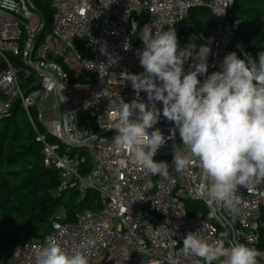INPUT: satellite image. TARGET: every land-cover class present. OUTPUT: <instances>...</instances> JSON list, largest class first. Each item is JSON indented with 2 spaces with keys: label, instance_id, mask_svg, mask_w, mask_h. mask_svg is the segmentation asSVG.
<instances>
[{
  "label": "built area",
  "instance_id": "1",
  "mask_svg": "<svg viewBox=\"0 0 264 264\" xmlns=\"http://www.w3.org/2000/svg\"><path fill=\"white\" fill-rule=\"evenodd\" d=\"M47 2L52 11L50 30L38 42L42 20L27 0H14V8L0 0V120L18 103L41 145L44 166L59 175L55 195L73 188L82 198L92 191L101 208L75 215L72 223L60 214L46 237L13 248L6 264H34L36 250L51 240L68 253L82 241H94L84 250L88 264H203L181 252L189 232L209 243L223 234L226 246L241 243L254 248L260 253L257 264H264V249L258 248L264 229V183L238 186L240 199L233 210L210 201L206 193L211 181L198 163L182 173L171 164L173 153L183 148L178 131L162 116L154 127L166 138L171 130L174 138L166 140L153 159L169 164L166 177L135 166L126 150H114L111 143L120 100L135 99L130 84L119 81L120 72H143L138 54L143 50L144 26L161 32L178 25L187 31L189 12L207 9L214 28L196 45L210 47L208 75L219 71L223 57L233 52L229 45L239 23L228 16L234 0ZM132 21L142 22L135 43L130 36ZM177 40L183 48L178 35ZM109 57L116 63L106 67ZM206 75L198 79L202 82ZM140 99L147 104L145 93ZM156 106L161 107L159 102Z\"/></svg>",
  "mask_w": 264,
  "mask_h": 264
},
{
  "label": "clouds",
  "instance_id": "2",
  "mask_svg": "<svg viewBox=\"0 0 264 264\" xmlns=\"http://www.w3.org/2000/svg\"><path fill=\"white\" fill-rule=\"evenodd\" d=\"M6 6L14 8V0H7ZM140 39L143 50L138 62L143 72H120L119 81L130 84L135 99L120 100L111 126L113 149L126 150L129 161L147 173L166 177L169 164L153 159L166 140L174 138L171 130L166 138L154 127L164 117L178 131L183 148L172 155L175 170L182 173L194 161L198 163L211 181L209 200L233 210L240 199L238 186L264 183V51L255 60L246 52L241 51L243 59L231 52L223 57L219 71L206 75L209 46L189 42L179 48L172 27L153 32L145 25ZM115 63L109 57L106 67ZM205 75L201 82L198 77ZM141 92L147 104L141 101ZM181 244L185 256L203 264H257L260 255L245 244L226 246L223 234L209 243L197 232H189ZM93 245L92 240L82 241L68 253L51 240L36 250L34 264H88L84 250Z\"/></svg>",
  "mask_w": 264,
  "mask_h": 264
},
{
  "label": "trees",
  "instance_id": "3",
  "mask_svg": "<svg viewBox=\"0 0 264 264\" xmlns=\"http://www.w3.org/2000/svg\"><path fill=\"white\" fill-rule=\"evenodd\" d=\"M27 3L45 23L37 36L39 42L48 32L52 11L47 1L27 0ZM228 18L239 23L229 49L238 58H244L243 51L255 60L257 53L264 51V0H234ZM186 23L187 31L182 28L176 31L182 47L189 42L196 44L214 28L212 16L204 8L192 9ZM35 126L42 133L36 122ZM58 185L57 171L44 166L36 133L21 106L15 103L10 115L0 120V264H6L16 246L46 237L60 214L72 223L75 215L101 208L96 193L88 191L80 198L75 189L68 188L55 195ZM258 248L264 249V229Z\"/></svg>",
  "mask_w": 264,
  "mask_h": 264
},
{
  "label": "water",
  "instance_id": "4",
  "mask_svg": "<svg viewBox=\"0 0 264 264\" xmlns=\"http://www.w3.org/2000/svg\"><path fill=\"white\" fill-rule=\"evenodd\" d=\"M141 21H138V22H134L132 21L131 23V32H130V36H131V41L132 43H135L137 40H138V30H139V27L141 25ZM44 21L42 20L41 21V25L44 26ZM179 29V26L176 25L175 28L173 29L174 31L178 30ZM82 55L84 57H87V54L85 51L82 50Z\"/></svg>",
  "mask_w": 264,
  "mask_h": 264
},
{
  "label": "rangeland",
  "instance_id": "5",
  "mask_svg": "<svg viewBox=\"0 0 264 264\" xmlns=\"http://www.w3.org/2000/svg\"><path fill=\"white\" fill-rule=\"evenodd\" d=\"M43 1L45 2V1H47V0H43ZM50 20H51V17L49 18L48 32H49V30H50V22H51ZM48 32H47V33H48ZM20 50H22V45L20 46ZM8 58H9L10 60H12V58H10V57H8ZM114 134H115V132H114ZM197 209H198L199 211H202V212H203V207H201V206L199 207V206H198ZM217 228H218V231H219V232L222 231V229H221L219 226H217Z\"/></svg>",
  "mask_w": 264,
  "mask_h": 264
}]
</instances>
